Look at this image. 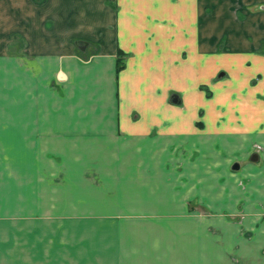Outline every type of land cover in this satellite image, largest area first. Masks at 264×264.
<instances>
[{"label": "crops", "instance_id": "0c3cea01", "mask_svg": "<svg viewBox=\"0 0 264 264\" xmlns=\"http://www.w3.org/2000/svg\"><path fill=\"white\" fill-rule=\"evenodd\" d=\"M257 4L0 0V264H264ZM46 148L59 165L94 168L101 184L144 185L169 207L53 210L75 219L47 225L58 236L46 248L45 212L29 208L44 201ZM78 176L86 180L78 172L68 184ZM14 190L18 207L1 198ZM188 205L207 215L192 219L199 209ZM110 216L178 217L180 231L171 219ZM71 233L84 234L63 241Z\"/></svg>", "mask_w": 264, "mask_h": 264}, {"label": "rangeland", "instance_id": "374dc122", "mask_svg": "<svg viewBox=\"0 0 264 264\" xmlns=\"http://www.w3.org/2000/svg\"><path fill=\"white\" fill-rule=\"evenodd\" d=\"M212 1V0H211ZM232 4L235 5L236 3L242 2V0H231ZM247 1V0H244ZM260 1V5L262 10L264 11V0H258ZM254 3V2H253ZM256 6L253 5V8ZM260 6L257 4V9L259 10ZM243 20V17L241 18ZM255 148V147H254ZM256 148H261V147H256ZM53 148H46V153L45 154V187H44V201H33L31 202L34 207L29 208H39L43 209L45 212V224H46V248L48 245L50 246L49 240H52L57 233L53 232V230L48 227L52 226L55 228V225H58L60 222H62L64 219H75V218H67V217H53L50 216L53 210H57L62 213H75V214H86L88 213V210H92L93 212H96L95 210H104V209H109V210H114L116 208H120L122 205L125 206V209H139L140 211H162L159 210L158 208H167L168 206V201L164 200H156L153 197L151 199L149 198L148 195H144V185L140 186H131V185H122V184H115V183H109V184H101L99 180V175L97 174L98 170L94 168H90L85 170V168H81V170H72L71 168H67L64 166V162L60 160V165L58 164L59 158L55 156L52 153ZM65 149V148H62ZM80 149V148H79ZM69 152V151H68ZM63 153V152H62ZM63 158V157H62ZM64 160V159H63ZM82 165H84V160H82ZM76 171V172H75ZM75 172V173H74ZM81 172V175L86 177V180L78 176L80 178V183L78 184H68V177L72 176L71 178H75L77 173ZM91 173V175H90ZM97 174V175H96ZM84 182H87L85 184ZM91 182V184L89 183ZM89 183V184H88ZM137 187V190H136ZM133 191H137V193H140V197L135 200H126L128 197H131L132 195H128ZM16 193V194H15ZM91 193L93 195H91ZM103 193L104 195L102 196L101 194ZM121 193H126L124 195L126 199L123 200V198L120 199V197H117L118 194ZM106 194V195H105ZM103 198H101V196ZM2 199H7V204H11L14 207H18L20 203V194L14 190L12 193L13 200L9 198V194H6V198L4 197V193L1 194ZM92 200H91V198ZM158 198V197H157ZM18 202V203H17ZM15 203L17 205H15ZM170 203V202H169ZM195 203V202H194ZM166 204V206H165ZM134 206V208L132 207ZM13 207V208H14ZM173 208V207H172ZM188 209L192 211L193 213H198L199 215H191L192 219L199 220L201 217L204 215H207L206 211H202L199 206L197 205H188ZM199 209V210H197ZM86 210V211H85ZM165 210V209H164ZM198 212H197V211ZM54 212V211H53ZM114 212V211H112ZM176 217V216H172ZM78 218V217H77ZM109 218L112 219H120L122 218L123 220H142V222H148L149 220H160V219H171L173 220L171 223L173 229L176 231H180V223H178L177 220L178 217L176 218H160V217H138L134 218L133 216H125V217H117V216H110ZM32 219V218H30ZM84 219V218H83ZM93 219H97L96 217H93ZM203 219V218H201ZM163 220H160L159 224H165ZM201 221V220H200ZM58 223V224H57ZM48 225V226H47ZM84 233H71L69 235L62 234V237L64 236L65 238L63 241L73 243L75 241H78V239H81L83 237ZM100 235L101 234H94V240L96 242H99L100 240ZM58 236V234H57ZM55 238V237H54ZM57 238V237H56ZM55 238V239H56ZM49 239V240H48ZM65 251V249H63ZM47 251V250H46ZM49 255V254H48ZM63 255H61L59 258H62ZM108 259V258H107ZM106 260V259H102ZM101 261V260H100Z\"/></svg>", "mask_w": 264, "mask_h": 264}, {"label": "trees", "instance_id": "16d2710c", "mask_svg": "<svg viewBox=\"0 0 264 264\" xmlns=\"http://www.w3.org/2000/svg\"><path fill=\"white\" fill-rule=\"evenodd\" d=\"M120 56V58L118 59V63H117V70L119 71V70H121L122 68H123V65H122V60H121V54L119 55Z\"/></svg>", "mask_w": 264, "mask_h": 264}, {"label": "water", "instance_id": "95a60500", "mask_svg": "<svg viewBox=\"0 0 264 264\" xmlns=\"http://www.w3.org/2000/svg\"><path fill=\"white\" fill-rule=\"evenodd\" d=\"M173 103H178V102L175 101V98L173 99Z\"/></svg>", "mask_w": 264, "mask_h": 264}]
</instances>
